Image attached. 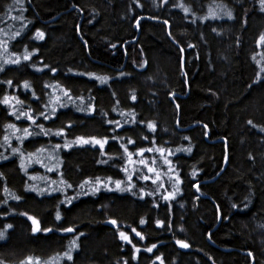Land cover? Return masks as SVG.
Returning <instances> with one entry per match:
<instances>
[{
    "label": "trees",
    "instance_id": "trees-1",
    "mask_svg": "<svg viewBox=\"0 0 264 264\" xmlns=\"http://www.w3.org/2000/svg\"><path fill=\"white\" fill-rule=\"evenodd\" d=\"M180 2L169 0L157 7L153 0H140V7L135 0H22L26 11L17 5L5 15L12 0H0V64L5 67L0 81L12 80V86L0 83V100L7 95L24 102L11 101L18 110L15 115L10 105L0 103V231L7 233L0 241V261L21 264L31 256L60 264H160L156 257L161 255L164 264H264V132L259 131L264 126V44L258 43L264 34V12L258 0H183L192 9L186 14L175 6ZM222 2L232 9L234 19H201ZM21 14L23 21L10 18ZM141 15L145 19L137 29L135 20ZM36 30L44 32L43 40L35 38ZM15 31H21V36L12 39ZM25 46L32 53L28 61L23 60ZM17 56L20 65L5 64ZM89 72L110 79L101 84L95 77L77 74ZM257 79L259 83H254ZM65 89L71 102L64 96ZM64 102L68 106L60 108ZM77 106L85 111H77ZM54 108L52 118L40 115ZM21 111L30 113L37 124L43 123L50 134L25 137L21 144L16 137L23 136L24 128L40 131L26 116L16 119ZM109 120L119 121L122 127ZM9 123L21 130L8 128ZM149 123H155V131L147 127ZM61 128L64 132L57 136ZM81 135L86 139L107 136L108 143L103 149L91 143L63 147L65 136L74 140ZM58 143L61 148L56 149ZM122 144L135 153L134 162L146 159L156 168L161 180L156 184L137 180L140 172L153 179L155 173L138 162L127 164ZM14 147L24 152L23 158L13 154ZM140 147L153 151L140 157ZM188 147H192L190 154L176 151ZM157 148L165 149L164 156ZM49 151L60 156L49 190L62 191L41 195L45 189L41 176H47L46 171L34 162L32 168L40 169L33 174L25 159ZM4 156L9 159L3 160ZM165 158L172 161L173 172H168ZM21 159L27 172L20 167ZM125 166L130 172L138 170L131 183L136 184L134 192L143 187V193L106 190L108 178L111 189L117 179L127 182ZM176 172L182 181L179 191L174 199L164 200L161 197L172 191L169 176L174 179ZM33 175L41 178L33 179ZM97 177L104 183L93 194ZM158 184L163 186L153 196L145 194ZM30 216L40 222L41 229L52 227L53 232H33ZM110 219H116L117 225L106 222ZM156 220H163L164 227ZM9 223L11 229L6 227ZM63 227H74L75 232L56 230ZM119 231L128 234L138 253L120 239ZM80 232L85 235L69 261L63 252ZM177 239L191 246L182 248ZM152 244L157 247L146 251Z\"/></svg>",
    "mask_w": 264,
    "mask_h": 264
},
{
    "label": "snow or ice",
    "instance_id": "snow-or-ice-1",
    "mask_svg": "<svg viewBox=\"0 0 264 264\" xmlns=\"http://www.w3.org/2000/svg\"><path fill=\"white\" fill-rule=\"evenodd\" d=\"M135 2L140 6V7H143V5H140V0H135ZM169 0H153V3L156 4L157 7H159L161 4H168ZM259 2V5H260V11L261 12H264V0H258ZM17 5L20 6V11L23 12V11H26V9L23 8V5H22V0H12V3L8 4L6 7H7V12L5 13V15H9L11 12H13L14 10H16L17 8ZM181 9H183V11L187 14L189 12H192V9L188 6H186L184 3H183V0H181L180 3H178L177 5H175ZM194 14V13H193ZM209 17H211L212 19H216V18H220V19H223L225 17H227L228 19H234L233 17V11L232 9H230L228 7V5L226 3H219V4H216L214 7H211L207 13V15L201 17V19H204V20H207L209 19ZM12 20H20V21H23L25 20V17L21 14L19 16H11L10 17ZM145 19V17L143 15H141L138 19L135 20V26L137 29H139L141 27V20ZM148 19H159V17H148ZM194 22V21H193ZM28 24H31L32 21L31 20H28L27 21ZM163 23L165 25H168L169 22L167 20H164ZM25 27H27V25H25ZM170 27V26H169ZM216 29H213V31H215ZM2 31V30H0ZM169 35H171V31H169L168 33ZM44 32L43 31H40V30H36L35 32V38L36 39H39V40H43L44 39ZM21 36V31H15L13 33V36H12V39H15L16 37H20ZM0 43H3V42H0ZM85 43H87L85 41ZM258 43L260 44H264V34L260 35L259 37V40H258ZM177 44L179 45V41H177ZM112 47H115V45L113 44ZM187 47H194V45H187ZM5 50H7L5 48ZM179 51L183 52L184 51V46H180L179 47ZM12 56H15L16 53L13 52L11 53ZM31 56H32V53H30L27 49V47L25 46L24 48V52H23V60L24 61H28L31 59ZM253 59H255V57H253ZM5 64H11V65H20L21 64V59L20 57H16L15 59H9V60H6L5 61ZM147 64V62L145 61V65ZM32 67H35V65H31ZM45 67H48V65H45ZM56 68L53 67L51 68V71L53 73L56 72ZM5 71V67L3 64H0V72H4ZM39 71H43V69H39ZM69 71H71V69H69ZM261 71H264V69H261ZM78 75H88L90 77H95L96 79H98L100 81L101 84H106L110 77L107 76V75H103V76H96L95 73H77ZM124 73H121V76H123ZM186 75V73H185ZM0 83H6L7 85L9 86H12V80L11 79H7V80H3V81H0ZM254 83H259V79L257 80H254ZM30 87V84L25 81L24 82V88L25 89H28ZM249 87H251V85H249ZM34 95V94H33ZM173 96H175V93H172ZM64 96L67 97V102H71L72 101V96L70 95L69 91L67 89L64 90ZM133 100L136 99V95L135 93L132 94V97H131ZM36 99H39V97H37ZM60 98L58 97L57 100H59ZM82 99V97H81ZM12 100H15L17 104H23L24 102L21 101L18 97L16 96H12V97H9L7 95H5L3 97L2 100H0V103H3L5 105H10L13 109L12 111V114L15 115L16 114V111H18L16 108H15V105H12L11 104V101ZM67 102H64V103H60L59 104V107L60 108H65L68 106V103ZM177 108H179V105H176ZM77 111H85L84 108H81L79 106H77L76 108ZM94 110V109H93ZM55 112H56V109L54 108L52 110V112L49 114V113H45L43 111L40 112V115L44 117V119H50L52 118V116L55 115ZM103 115V114H102ZM21 116H26L28 120H31L32 121V124L35 125L37 128L40 129L39 132H32L29 130V128H24L23 129V136L22 137H16L18 140L21 141V144H23V139L25 137H30V136H48L50 134V129H45L44 127V124L43 123H40V124H37L36 123V118H34L30 113L28 112H24V111H21L20 112V115H16V119L19 120L21 118ZM133 123H135V118L133 116ZM107 123L109 124H112V123H116L117 126H120L122 127V125H120L119 121H113V120H109L107 121ZM141 123H143V121H141ZM177 123H179V121H177ZM248 124L250 125H253V127H257L252 120H249L248 121ZM8 128L10 129H15L16 131H20L21 129L17 128V126L15 124H12V123H9L7 125ZM68 127L71 128V123L68 124ZM147 127L149 129H152L153 131H155L156 129V125L155 123H149L147 125ZM208 125L207 124H204V128H207ZM259 131L260 132H264V126H261L259 127ZM64 132V129L61 128V129H58L57 132L55 133L57 136H60L62 133ZM114 140L116 139H120L119 136H114L113 137ZM143 139H148L147 136L143 137ZM187 139V138H186ZM4 140L5 141H8L9 140V137L7 135L4 136ZM91 143L93 146L95 145H99L101 149L104 148L105 144L108 143V137H104L103 139H97L95 136L93 137H90V138H85L84 136H78L76 137L74 140H67V137L65 136V142L63 144V147L65 149H68V148H71L73 145L75 144H80V145H84V144H89ZM129 143H134V141H131V139L129 138ZM11 146V145H9ZM56 149H59L61 148V144H56L54 146ZM121 147H123L124 149V153H127V164H133V163H139L141 165H144L146 168H147V172L149 173H155V179H153L151 176L149 175H146L144 174L143 172H140L139 175H137V180H144V181H148V180H152V183L153 184H156L157 181H160L161 180V176H160V173L159 171H157L156 168L154 167H151L148 165V161L146 159H140L139 161H136L134 162L132 157L133 155L135 154L134 152L132 151H129L128 150V147L127 145H124L122 144ZM39 151H44L43 148H40ZM153 149L152 148H143V147H140L138 148V154L140 157H143L144 156V153L145 152H152ZM156 151H158L160 153L161 156H164V152H165V149L164 148H157ZM169 155L172 154L171 150H167ZM177 152H180V151H184V152H187V153H191L192 152V147H188V148H185V149H177L176 150ZM12 152L13 154H16V153H19L20 157L23 158L24 156V152L21 151L20 148H12ZM33 155V153H29V156ZM9 157L7 156H4L3 157V160H8ZM111 159V157H110ZM101 163H107V161H100ZM153 162H155V158H153ZM225 162H227V157H225ZM164 163L168 164L169 165V168H168V172H173L174 169L171 167L172 165V161L171 160H168L167 158H165L164 160ZM20 167L24 169L25 172H27V168H25V165H24V160L21 159V162H20ZM49 171H52L51 168L48 169ZM122 171L124 173L127 174V182L124 181V180H121V179H117L115 181V189H111V188H108L107 184L108 183H111V178H108V182L105 183V188L106 190H118V191H121V192H130L132 195H138V193H143L144 192V188L141 187L140 189H138V191H133L134 188H136V184H133L131 183L132 179H133V175H136L138 170L133 168L132 171L130 172L128 167H123L122 168ZM61 175H63V173H61ZM193 176L196 175V172L193 171L192 173ZM0 176H3V173H0ZM169 180L172 182V191H168L167 192V195H164L162 196L161 198L164 199V200H169L170 198H175V194L176 192L179 191V187H178V183L179 182H182L180 181V176H179V172H176L175 173V178L173 179L172 176H169ZM85 183H91L90 181H86ZM101 183H104L102 182L98 177L96 178V182H95V185H92L91 187V192L93 194L95 193H98L100 191V187L98 185H100ZM124 184L126 186L124 187H121V185ZM69 188L72 187L71 184H68L67 185ZM163 185L162 184H158L157 187L155 189H153L151 192H148V193H145L146 195L148 196H153L155 192H158L160 187H162ZM31 188V186H29ZM79 187L83 190L85 185L84 183H81L79 184ZM195 187L197 188V190H199V184H196ZM32 190H36V189H32ZM4 191L6 193L9 192L8 188L5 187L4 188ZM48 192L49 194H51V192H55V191H62V189H57V188H52L51 190H48V189H41L40 190V194L42 195L44 192ZM84 195H88L89 193L87 191H84L83 192ZM12 195V198L16 201H19L21 200V196L19 195H15V194H11ZM79 195V194H78ZM77 197H71V198H68L67 199V202L70 204L71 201L73 199H77ZM143 198V197H141ZM65 201H61V203H64ZM4 203H7V200L4 201ZM233 207H238L237 205H233ZM245 207H247V205H245ZM217 208H219V206H217ZM22 215H27V213H21ZM61 218V215L59 213V211L56 213V219L59 220ZM29 219L32 221L33 225L35 226L32 230L33 232L35 233H39L41 231L45 232V233H51L53 232V228L52 227H45L43 229H41L40 227V222L34 217V216H30ZM108 223H111L113 225H117V220L116 219H110L109 221H106ZM141 224L145 223V220L141 219L140 221ZM156 224L161 226V227H164V221L163 220H156ZM7 229H11L13 227V225L11 223L7 224ZM168 227L170 228L171 225L169 223ZM261 227H264V225H261ZM57 231H64V232H68V233H72V232H75V228L74 227H63V228H57L56 229ZM131 231L135 232L137 236L141 237V239H143L144 237L142 236L141 232H138L136 231L135 228H132ZM181 231H183V229H181ZM85 235L83 232H80L76 237L75 239H73L70 244H69V247H68V250L63 252V257L66 258L67 260L71 261L73 260V251L75 249H78L80 247V245L77 243V241L79 240L80 236H83ZM208 236H209V239H211L212 237V234L211 233H208ZM119 237L120 239L124 240V241H127L129 244H132V240L131 238L128 236V234L124 231H119ZM7 238V233L6 231H0V241L2 240H5ZM176 243L178 245H180V247L182 248H189L191 245L189 243L186 242V240H181V239H177L176 240ZM132 247L136 249V252L138 253L140 251L139 248H136V245L135 244H132ZM157 247L156 244H152L150 247H147L146 248V251L148 252H152L153 249H155ZM249 255H251V253H249ZM157 260L160 261V264H164V261H163V258L161 255H157L156 257ZM0 264H5L4 261H0ZM21 264H41V261H40V258L36 257H27L25 261H22ZM44 264H50V261H46L44 262ZM125 264H127V262H125Z\"/></svg>",
    "mask_w": 264,
    "mask_h": 264
},
{
    "label": "rangeland",
    "instance_id": "rangeland-1",
    "mask_svg": "<svg viewBox=\"0 0 264 264\" xmlns=\"http://www.w3.org/2000/svg\"><path fill=\"white\" fill-rule=\"evenodd\" d=\"M263 68H264V65H263ZM25 164L27 166V168H30L32 169L31 172L33 174H35V172H38L40 168H43L44 170L43 171H46L45 174L47 176H41V177H38V176H34L33 175V179H42V185L45 189H50L51 185L49 184L50 182L49 181V178H51V173L55 171L56 169V165L59 163V160H60V156L58 153L54 152V151H49L47 152L46 154H42V155H37V156H33L29 159H25ZM34 162L37 163V165L40 167L39 169L38 168H32ZM51 168L52 171H49L48 169ZM52 179V178H51ZM61 261H56V260H51L50 261V264H60ZM41 264H44V262H41Z\"/></svg>",
    "mask_w": 264,
    "mask_h": 264
}]
</instances>
